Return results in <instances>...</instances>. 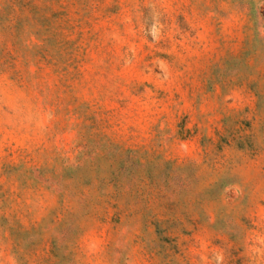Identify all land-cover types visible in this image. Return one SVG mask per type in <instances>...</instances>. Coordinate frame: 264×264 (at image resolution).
<instances>
[{"label": "rangeland", "instance_id": "obj_1", "mask_svg": "<svg viewBox=\"0 0 264 264\" xmlns=\"http://www.w3.org/2000/svg\"><path fill=\"white\" fill-rule=\"evenodd\" d=\"M0 264H264V0H0Z\"/></svg>", "mask_w": 264, "mask_h": 264}]
</instances>
